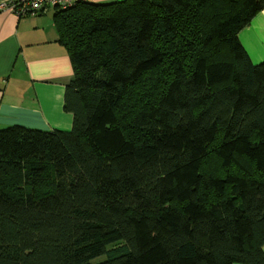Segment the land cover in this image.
<instances>
[{"label": "trees", "instance_id": "obj_1", "mask_svg": "<svg viewBox=\"0 0 264 264\" xmlns=\"http://www.w3.org/2000/svg\"><path fill=\"white\" fill-rule=\"evenodd\" d=\"M263 8L55 10L72 126L0 129V264H264V62L238 39Z\"/></svg>", "mask_w": 264, "mask_h": 264}, {"label": "crops", "instance_id": "obj_2", "mask_svg": "<svg viewBox=\"0 0 264 264\" xmlns=\"http://www.w3.org/2000/svg\"><path fill=\"white\" fill-rule=\"evenodd\" d=\"M54 13L50 8L31 17L0 10V129L21 125L65 131L72 126V114L64 108V89L73 67L58 41ZM238 39L253 63L264 62V8L240 30Z\"/></svg>", "mask_w": 264, "mask_h": 264}, {"label": "built area", "instance_id": "obj_3", "mask_svg": "<svg viewBox=\"0 0 264 264\" xmlns=\"http://www.w3.org/2000/svg\"><path fill=\"white\" fill-rule=\"evenodd\" d=\"M87 0H1L0 10H11L17 15L35 16L50 8L65 10Z\"/></svg>", "mask_w": 264, "mask_h": 264}, {"label": "rangeland", "instance_id": "obj_4", "mask_svg": "<svg viewBox=\"0 0 264 264\" xmlns=\"http://www.w3.org/2000/svg\"><path fill=\"white\" fill-rule=\"evenodd\" d=\"M207 164H208V166H207ZM204 166H207L209 169L211 168H213L214 166H215V162H214V160H213V158H210L209 159V162H208V159H205V161H204ZM102 259L100 258V259H98V260H96V261H101Z\"/></svg>", "mask_w": 264, "mask_h": 264}]
</instances>
